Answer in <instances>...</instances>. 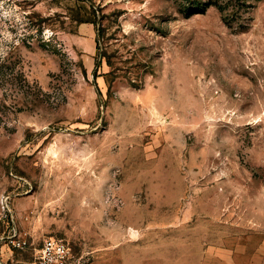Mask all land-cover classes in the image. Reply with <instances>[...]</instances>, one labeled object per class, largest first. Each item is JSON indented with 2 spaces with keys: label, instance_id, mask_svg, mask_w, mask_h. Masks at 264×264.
Segmentation results:
<instances>
[{
  "label": "rangeland",
  "instance_id": "1",
  "mask_svg": "<svg viewBox=\"0 0 264 264\" xmlns=\"http://www.w3.org/2000/svg\"><path fill=\"white\" fill-rule=\"evenodd\" d=\"M12 224L17 259L264 264V0H0Z\"/></svg>",
  "mask_w": 264,
  "mask_h": 264
},
{
  "label": "built area",
  "instance_id": "2",
  "mask_svg": "<svg viewBox=\"0 0 264 264\" xmlns=\"http://www.w3.org/2000/svg\"><path fill=\"white\" fill-rule=\"evenodd\" d=\"M2 202L6 208L5 217L12 218L7 198L2 199ZM29 247L26 235L14 224L10 225L0 234V264H89L90 261L88 251L77 252L63 237L51 235L42 238L29 258L14 257V251H24Z\"/></svg>",
  "mask_w": 264,
  "mask_h": 264
},
{
  "label": "crops",
  "instance_id": "3",
  "mask_svg": "<svg viewBox=\"0 0 264 264\" xmlns=\"http://www.w3.org/2000/svg\"><path fill=\"white\" fill-rule=\"evenodd\" d=\"M141 257H139L138 255H136L135 257H134V261L136 262V264H142L143 263V261H146V259L145 260H143V253H141V255H140ZM138 258H140V259H138Z\"/></svg>",
  "mask_w": 264,
  "mask_h": 264
},
{
  "label": "clouds",
  "instance_id": "4",
  "mask_svg": "<svg viewBox=\"0 0 264 264\" xmlns=\"http://www.w3.org/2000/svg\"><path fill=\"white\" fill-rule=\"evenodd\" d=\"M5 14H7V13H5Z\"/></svg>",
  "mask_w": 264,
  "mask_h": 264
}]
</instances>
